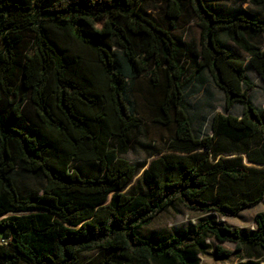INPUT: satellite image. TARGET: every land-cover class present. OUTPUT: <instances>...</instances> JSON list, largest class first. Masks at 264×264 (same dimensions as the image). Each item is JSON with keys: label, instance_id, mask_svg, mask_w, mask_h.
<instances>
[{"label": "trees", "instance_id": "trees-1", "mask_svg": "<svg viewBox=\"0 0 264 264\" xmlns=\"http://www.w3.org/2000/svg\"><path fill=\"white\" fill-rule=\"evenodd\" d=\"M146 1L0 0V264H201L212 239L264 255V212L252 235L211 219L158 243L139 234L175 205L231 218L264 200V109L221 43L240 48L264 83V18L158 0L159 21ZM185 12L197 50L175 33ZM204 71L226 112L242 108L214 115L211 136L184 101ZM149 126L167 134L165 147L142 144L154 158L132 165L123 156ZM141 171L142 192H124ZM21 179L43 187L21 190Z\"/></svg>", "mask_w": 264, "mask_h": 264}, {"label": "rangeland", "instance_id": "rangeland-1", "mask_svg": "<svg viewBox=\"0 0 264 264\" xmlns=\"http://www.w3.org/2000/svg\"><path fill=\"white\" fill-rule=\"evenodd\" d=\"M211 5L221 14H230L233 12L247 10L256 13L264 18V9L255 8L248 4H241L238 0H210ZM161 2L158 0H149L145 2V6L150 7L149 11L159 20H162V14L158 11ZM180 36L193 50H197L200 40V29L191 20L189 12H185L184 16L178 21V29L175 32ZM264 41V38H262ZM221 43L245 63L247 73L254 83V89L249 92L250 98L254 106L262 111L264 109V83L260 77L248 67V56L236 45H234L227 37L221 38ZM3 43L0 40V50ZM185 105L189 115L193 119L195 128L202 123V134L212 135L211 122L216 114H228L234 117L241 115L242 108L240 105L234 106L230 111H225V96L219 90L209 73L195 72L189 88L185 92ZM167 138V134L149 126L142 136L135 139L131 150L123 156V158L132 165H141L149 163L152 158L149 157L151 150L144 149L142 144H151L152 146L161 148L165 147L163 138ZM246 162V157L244 156ZM247 163V162H246ZM248 164V163H247ZM142 171L133 180V182L125 189L124 192L137 194L142 192L143 185L140 179ZM43 187L41 180H25L21 179L19 188L21 190H40ZM264 212V200L256 207L247 209L239 213L235 217L223 218L216 214H199L186 210L181 205H175L159 214L148 226L142 228L139 234L142 238L151 240L155 243L162 242L170 237L177 236L188 232L194 225L202 220H214L219 224L226 225L231 230H239L241 234L252 235L257 231L255 217L257 214ZM2 218V217H1ZM210 248L208 253L201 257V264H240L247 263L250 259L264 264V255L260 252L248 249L237 250L231 243H219L215 240H209ZM217 248L227 253L224 256H217ZM93 257L87 255L84 260Z\"/></svg>", "mask_w": 264, "mask_h": 264}, {"label": "built area", "instance_id": "built-area-1", "mask_svg": "<svg viewBox=\"0 0 264 264\" xmlns=\"http://www.w3.org/2000/svg\"><path fill=\"white\" fill-rule=\"evenodd\" d=\"M0 242L6 244L7 240L5 238H2Z\"/></svg>", "mask_w": 264, "mask_h": 264}]
</instances>
